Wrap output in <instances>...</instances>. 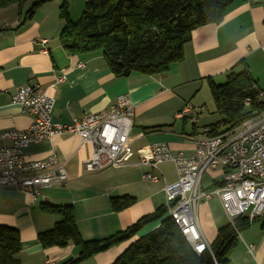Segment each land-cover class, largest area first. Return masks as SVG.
Listing matches in <instances>:
<instances>
[{
	"label": "crops",
	"instance_id": "1",
	"mask_svg": "<svg viewBox=\"0 0 264 264\" xmlns=\"http://www.w3.org/2000/svg\"><path fill=\"white\" fill-rule=\"evenodd\" d=\"M87 1L73 3L85 8ZM58 13L59 2L43 5L26 21L17 5L0 9V132L25 130L33 124L34 117L13 102L17 91L27 85L39 84L54 98L52 120L61 124L109 110L119 95L128 94L135 105L130 154L124 166L89 172L85 163L92 158L93 145L79 135L32 143L25 150L27 158L47 160L56 154L68 180L65 185L41 189L36 200L13 187L0 188V225L17 229L21 237L17 264H64L80 253V248L71 243L64 247L41 246L38 234L58 221L57 216L43 212L42 204L71 206L84 240L125 230L164 206L165 181L178 179L175 164H161L163 176L158 182H150L144 175L159 171L141 165V157L159 143L167 144L175 155L188 157L195 152V140L204 136L205 126L218 120L204 117L215 110L210 79L222 83L232 68L240 69L238 64L244 62L264 99V0H234L220 24L194 30L191 41L184 46V58L155 76L133 73L117 78L101 53L70 55L59 40L64 22ZM60 77L65 78L63 82H58ZM188 105L197 115L196 122L176 118ZM10 144L9 140L0 141V147ZM207 174L206 184L203 182L206 190L222 183L221 172ZM123 196L134 197L136 202L113 211L112 198ZM221 209L217 197L198 206L199 221L210 243L225 226L215 213ZM157 226V222L146 225L134 238L77 264H113L133 242ZM250 245L254 246L252 252ZM230 264H264L263 224H253L239 234Z\"/></svg>",
	"mask_w": 264,
	"mask_h": 264
},
{
	"label": "trees",
	"instance_id": "2",
	"mask_svg": "<svg viewBox=\"0 0 264 264\" xmlns=\"http://www.w3.org/2000/svg\"><path fill=\"white\" fill-rule=\"evenodd\" d=\"M28 1L0 0V9L17 5L19 15H24L26 21L33 18L39 6L55 0H37L23 12L22 7ZM59 1V17L64 22L59 40L64 49L74 56L101 53L117 78L133 73L155 76L167 72L172 64L184 58V46L191 41L194 30L208 24H220L234 2L88 0L80 18L74 22L70 0ZM238 65L242 68H232L224 82L209 80L215 105L213 113L219 116V120L205 126L202 135L206 137L232 135L245 120L264 113V99L256 79L244 62ZM193 116L197 121V115ZM135 202L136 199L130 196L112 198L111 208L118 212ZM41 209L58 218L53 228L38 234L41 246L64 247L71 243L80 248L78 257L64 264H77L107 251L134 238L146 225L154 222L158 223L157 229L138 238L113 264H230V255L239 234L263 216L254 220L240 217L234 224L229 222L218 230L211 251L198 255L174 220L167 218L165 205L125 230L93 240L82 238L71 206L42 204ZM20 251L19 231L0 225V264H17Z\"/></svg>",
	"mask_w": 264,
	"mask_h": 264
},
{
	"label": "built area",
	"instance_id": "3",
	"mask_svg": "<svg viewBox=\"0 0 264 264\" xmlns=\"http://www.w3.org/2000/svg\"><path fill=\"white\" fill-rule=\"evenodd\" d=\"M60 77L58 82H63ZM13 102L24 113L34 117L33 124L25 130L0 132V141L9 140L10 145L0 147V188L13 187L36 200L40 190L55 185H65L68 180L63 163L56 154L47 160H31L25 150L32 144L51 142L57 136L77 134L94 147L91 160L85 163L89 172L124 166L130 154L129 135L134 124L135 105L128 94L119 95L109 110L74 118L69 123H54L52 112L55 100L39 84L22 87L13 96ZM205 111V107L201 108ZM102 112H109V119H102ZM193 108L188 105L178 112L176 118H190ZM243 137L219 135L200 137L195 140V152L186 157L173 154L165 143L154 144L151 151L143 154L141 165L152 171L144 175L150 182H158L163 173L160 165L173 162L178 179L165 181L167 218L182 220V227L190 233V247L200 255L211 251V243L203 233L199 216V203L213 197L220 199L223 210L231 224L240 217L254 220L264 213V119L255 122ZM226 140L225 148H218V141ZM221 172L222 185L206 190L205 174ZM250 252L254 246H248Z\"/></svg>",
	"mask_w": 264,
	"mask_h": 264
},
{
	"label": "rangeland",
	"instance_id": "4",
	"mask_svg": "<svg viewBox=\"0 0 264 264\" xmlns=\"http://www.w3.org/2000/svg\"><path fill=\"white\" fill-rule=\"evenodd\" d=\"M37 0H29L22 8H23V11L25 12V11H27V10H29L31 7H32V5H33V3L34 2H36ZM52 2H59V7H60V1L59 0H55V1H52ZM52 2H49V3H52ZM79 2V1H78ZM49 3H46V4H49ZM45 5V4H44ZM41 7H43V5H41V6H39L37 9H36V11L39 9V8H41ZM83 10H84V8H83V6L81 5V6H77V4L75 5L74 3H73V0H70V14H71V19L75 22V21H77L79 18H80V16H81V14H82V12H83ZM35 14H36V12H35ZM59 14V13H58ZM60 18V17H59ZM204 117H206V118H209V120L210 119H218L219 120V116L218 115H216V114H214V113H211V112H207L206 114H204ZM202 124V123H201ZM200 124V125H201ZM91 143V142H90ZM93 145V144H92ZM93 151H94V147H93ZM92 156H93V154H92ZM111 168H113V167H111ZM67 172V171H66ZM208 175V174H207ZM207 175H205L204 176V179H203V182H204V184H206V182H207V180H208V176ZM223 209H221L220 211H218V210H215V213H216V215H217V217L218 218H220L221 220H223L225 223V225H227L228 223H229V219L227 218V216H226V214H225V212H224V210L222 211ZM264 223V218H261V220H257L256 222H254V223H252L251 225H253V224H263Z\"/></svg>",
	"mask_w": 264,
	"mask_h": 264
},
{
	"label": "bare ground",
	"instance_id": "5",
	"mask_svg": "<svg viewBox=\"0 0 264 264\" xmlns=\"http://www.w3.org/2000/svg\"><path fill=\"white\" fill-rule=\"evenodd\" d=\"M102 119H109V112H102ZM264 119V113L255 117V122H262ZM253 127V120H245L234 132V137H243L247 131L251 130ZM229 133V132H228ZM227 134V133H226ZM226 140L218 141V148H225ZM178 227H182V220H175ZM157 229V228H156ZM182 235L190 245V233L188 229H180Z\"/></svg>",
	"mask_w": 264,
	"mask_h": 264
}]
</instances>
